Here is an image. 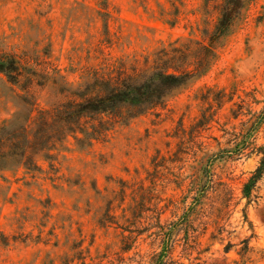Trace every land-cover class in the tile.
Returning <instances> with one entry per match:
<instances>
[{"label": "rangeland", "instance_id": "1", "mask_svg": "<svg viewBox=\"0 0 264 264\" xmlns=\"http://www.w3.org/2000/svg\"><path fill=\"white\" fill-rule=\"evenodd\" d=\"M219 4L0 0V53L38 75L24 91L0 74V127L29 111L21 99L50 110L120 61L211 58ZM211 50L160 106L0 174V264H264V175L242 197L264 150V0H245Z\"/></svg>", "mask_w": 264, "mask_h": 264}, {"label": "trees", "instance_id": "2", "mask_svg": "<svg viewBox=\"0 0 264 264\" xmlns=\"http://www.w3.org/2000/svg\"><path fill=\"white\" fill-rule=\"evenodd\" d=\"M244 3L245 0H220L218 18L208 38L209 46L202 47L211 58L193 65L185 64L183 49L171 47L154 54L152 62L147 58L141 65L135 61L128 66L120 61L106 71L94 70L88 81L72 93L73 97H66L50 110L36 111L34 103L21 99L29 111L25 115L17 114L0 127V174L22 167L31 172L40 171L33 157L40 154L44 161L50 162L56 146H62L68 137L78 147H88L108 131L110 123L121 118L127 121L163 104L174 91L206 71L214 56L211 47L229 34ZM0 74L11 84L27 82L24 91L29 90L38 76L35 71L26 69L16 56L2 53ZM123 112L131 115L124 117ZM258 154L261 156L259 165L242 189V197L247 202L264 175V150ZM222 195L219 194L220 200ZM242 243L245 246L241 251H246L247 242Z\"/></svg>", "mask_w": 264, "mask_h": 264}]
</instances>
